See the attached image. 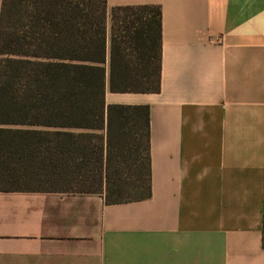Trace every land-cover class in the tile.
Here are the masks:
<instances>
[{
	"label": "crops",
	"instance_id": "1",
	"mask_svg": "<svg viewBox=\"0 0 264 264\" xmlns=\"http://www.w3.org/2000/svg\"><path fill=\"white\" fill-rule=\"evenodd\" d=\"M160 10L150 197L0 192V264H264V0H106Z\"/></svg>",
	"mask_w": 264,
	"mask_h": 264
},
{
	"label": "trees",
	"instance_id": "2",
	"mask_svg": "<svg viewBox=\"0 0 264 264\" xmlns=\"http://www.w3.org/2000/svg\"><path fill=\"white\" fill-rule=\"evenodd\" d=\"M160 47L158 7L0 0V192L148 199V107L105 95L158 93Z\"/></svg>",
	"mask_w": 264,
	"mask_h": 264
}]
</instances>
